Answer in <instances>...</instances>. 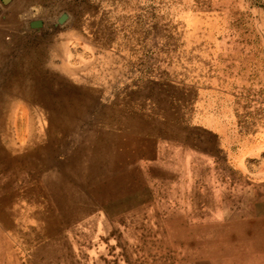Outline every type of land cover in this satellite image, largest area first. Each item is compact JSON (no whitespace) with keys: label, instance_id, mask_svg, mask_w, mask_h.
<instances>
[{"label":"rangeland","instance_id":"374dc122","mask_svg":"<svg viewBox=\"0 0 264 264\" xmlns=\"http://www.w3.org/2000/svg\"><path fill=\"white\" fill-rule=\"evenodd\" d=\"M0 264H264V0H0Z\"/></svg>","mask_w":264,"mask_h":264},{"label":"bare ground","instance_id":"6f19581e","mask_svg":"<svg viewBox=\"0 0 264 264\" xmlns=\"http://www.w3.org/2000/svg\"><path fill=\"white\" fill-rule=\"evenodd\" d=\"M5 88L4 94L8 93L22 97L29 101L31 105H42L44 103L45 98L43 97V93L37 90V87L35 88L33 82H31L29 79H25L23 74L22 76H19V79L13 83V85H6ZM34 110L37 109L34 108Z\"/></svg>","mask_w":264,"mask_h":264},{"label":"water","instance_id":"95a60500","mask_svg":"<svg viewBox=\"0 0 264 264\" xmlns=\"http://www.w3.org/2000/svg\"><path fill=\"white\" fill-rule=\"evenodd\" d=\"M9 1H10V0H4L5 3L9 2ZM61 22H63V20H62Z\"/></svg>","mask_w":264,"mask_h":264}]
</instances>
